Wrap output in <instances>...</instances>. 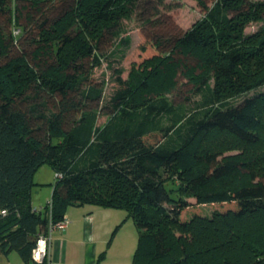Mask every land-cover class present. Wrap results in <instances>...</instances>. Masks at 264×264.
Returning a JSON list of instances; mask_svg holds the SVG:
<instances>
[{
	"label": "trees",
	"instance_id": "16d2710c",
	"mask_svg": "<svg viewBox=\"0 0 264 264\" xmlns=\"http://www.w3.org/2000/svg\"><path fill=\"white\" fill-rule=\"evenodd\" d=\"M139 1L0 0V253L49 264L32 260L39 237L70 207L92 205L133 218L132 264H264V176L212 189L230 177L219 157L231 140L263 139L264 92L237 99L264 87V27L246 33L264 2L198 0L203 18L151 36L124 78L114 65L131 48L125 22ZM104 64L115 75L109 96L95 76ZM180 74L194 108L168 97ZM44 165L56 173L51 216L32 204ZM246 221L252 231L234 228Z\"/></svg>",
	"mask_w": 264,
	"mask_h": 264
},
{
	"label": "rangeland",
	"instance_id": "374dc122",
	"mask_svg": "<svg viewBox=\"0 0 264 264\" xmlns=\"http://www.w3.org/2000/svg\"><path fill=\"white\" fill-rule=\"evenodd\" d=\"M251 1L264 2V0ZM203 16L204 14L198 0H140L135 16L130 21L125 22L128 34L132 38L131 48L127 58L120 65L116 63L114 68H124L126 71L123 77L127 78L132 64L142 61L147 56V50H149L150 53L151 48L149 43L151 41V36H171L173 34L183 33L189 30L196 22L203 18ZM263 27L264 19L261 22H252L247 27L246 33H259ZM15 28L17 30V26H15ZM15 33H13L14 36H20L22 34L21 32L18 34V30L15 31ZM95 76L96 78L106 79L109 82L106 91V94L109 96L116 87L114 69H110L107 64H104L102 68L96 70ZM176 80H178L177 87L168 95L170 101L177 106H185L188 109L194 108L196 105L195 102L199 100V97L193 94V87L182 74H180ZM262 92H264V87L244 94L238 98L237 101L241 102L246 98ZM219 159L221 163L228 164L231 174L229 178L215 182L212 189L221 190L225 187L231 189L232 187H238L244 183H258L261 181V177L264 176V134L260 144L253 147L231 140L227 147L223 148ZM37 178L51 183L56 181V173L50 165H44L38 170L36 179ZM179 185L180 182L178 180H173V182L168 183L167 189L169 191L170 189L177 191ZM46 193L47 191L44 190L41 195L37 196V203H41L40 206H42L43 209L47 207V201L51 199L45 200ZM178 195V192L175 194L173 193V197ZM185 197H187L193 206H197L196 198L190 194V192L186 193ZM211 214L212 209L205 207V215ZM249 222L250 221L242 222V224L238 226L236 224L234 228L236 230L245 228V230L249 229V231H252V228L250 229L252 224ZM0 264L25 263L17 251H12L8 255L0 253Z\"/></svg>",
	"mask_w": 264,
	"mask_h": 264
},
{
	"label": "crops",
	"instance_id": "0c3cea01",
	"mask_svg": "<svg viewBox=\"0 0 264 264\" xmlns=\"http://www.w3.org/2000/svg\"><path fill=\"white\" fill-rule=\"evenodd\" d=\"M36 175L32 204L42 210L37 196L46 190L45 200L51 201L55 181L36 179ZM65 218L69 220L66 227L51 234L49 264H132L139 234L135 221L125 210L73 206Z\"/></svg>",
	"mask_w": 264,
	"mask_h": 264
},
{
	"label": "built area",
	"instance_id": "2783aa9c",
	"mask_svg": "<svg viewBox=\"0 0 264 264\" xmlns=\"http://www.w3.org/2000/svg\"><path fill=\"white\" fill-rule=\"evenodd\" d=\"M17 30H18V34H19L21 31L19 29H17ZM17 30L15 29V31H17ZM15 31H14V33H15ZM51 201L47 205V206H49V215L50 216H51V209H52V202ZM2 213L6 215V211H2ZM68 223H69V220H67L66 218L57 224L50 223L48 234L41 235L37 241L35 248L33 249L32 260L34 262H36V263H43L44 261L49 262L51 234L55 229L66 227V225Z\"/></svg>",
	"mask_w": 264,
	"mask_h": 264
}]
</instances>
